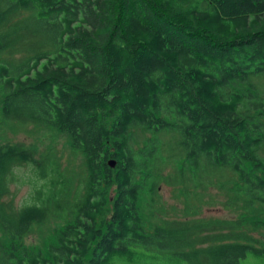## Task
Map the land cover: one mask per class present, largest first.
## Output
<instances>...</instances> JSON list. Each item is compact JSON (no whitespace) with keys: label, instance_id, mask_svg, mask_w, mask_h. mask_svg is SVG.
<instances>
[{"label":"trees","instance_id":"trees-1","mask_svg":"<svg viewBox=\"0 0 264 264\" xmlns=\"http://www.w3.org/2000/svg\"><path fill=\"white\" fill-rule=\"evenodd\" d=\"M259 234L264 0H0V264H264Z\"/></svg>","mask_w":264,"mask_h":264},{"label":"rangeland","instance_id":"rangeland-1","mask_svg":"<svg viewBox=\"0 0 264 264\" xmlns=\"http://www.w3.org/2000/svg\"><path fill=\"white\" fill-rule=\"evenodd\" d=\"M11 138L17 142H24L31 148H34L38 151V155H51L52 157L57 158L63 165V168H71L70 165L74 168H77L81 165V158L78 157L75 159L71 154L70 145L66 136L58 134L53 131L46 129L35 130L32 127L28 128L27 131L11 134ZM20 180H27L29 176L28 168H21L17 171ZM19 180V182H20ZM30 193V186L28 184H23L20 186V183H15L12 185V194L16 196V202L18 205H21L26 199H28ZM173 190L170 188H164L161 192L164 201H166L169 206L176 205L179 209L182 207L180 203H177L173 200ZM204 217L212 218H222L227 219L231 218L232 214L227 210H224L220 206L204 209ZM264 241V237L261 234L258 235ZM43 242L39 238L35 239L32 237L27 240V245L33 247V245H41ZM163 264H187L180 258L178 261L174 258ZM242 264H249L247 260H243Z\"/></svg>","mask_w":264,"mask_h":264},{"label":"water","instance_id":"water-1","mask_svg":"<svg viewBox=\"0 0 264 264\" xmlns=\"http://www.w3.org/2000/svg\"><path fill=\"white\" fill-rule=\"evenodd\" d=\"M111 167H115V161L110 162Z\"/></svg>","mask_w":264,"mask_h":264}]
</instances>
